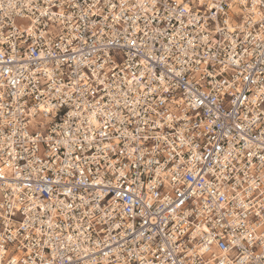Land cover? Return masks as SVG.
Segmentation results:
<instances>
[{"label": "built area", "instance_id": "obj_1", "mask_svg": "<svg viewBox=\"0 0 264 264\" xmlns=\"http://www.w3.org/2000/svg\"><path fill=\"white\" fill-rule=\"evenodd\" d=\"M0 264H264V0H0Z\"/></svg>", "mask_w": 264, "mask_h": 264}, {"label": "rangeland", "instance_id": "obj_2", "mask_svg": "<svg viewBox=\"0 0 264 264\" xmlns=\"http://www.w3.org/2000/svg\"><path fill=\"white\" fill-rule=\"evenodd\" d=\"M17 24H26V22L23 20H17ZM39 120H40V117H36L34 123H36Z\"/></svg>", "mask_w": 264, "mask_h": 264}]
</instances>
